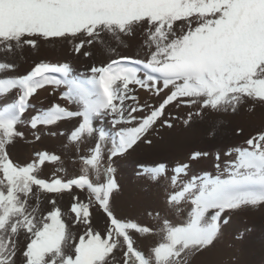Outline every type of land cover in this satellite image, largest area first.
Here are the masks:
<instances>
[{
    "label": "snow or ice",
    "instance_id": "1",
    "mask_svg": "<svg viewBox=\"0 0 264 264\" xmlns=\"http://www.w3.org/2000/svg\"><path fill=\"white\" fill-rule=\"evenodd\" d=\"M41 39L70 41L85 58L99 49L109 59L86 73L75 74L67 62H41L24 75H0V264H188L215 247L233 214L264 206V130L247 147L225 153L235 156L227 178L192 174L193 162L208 156L201 151L172 167L140 166L137 176L165 194L164 209L147 212L156 228L116 214L122 187L113 167L141 141L151 144L146 137L157 124L173 127L178 117L170 106L195 109L184 117L186 127L205 110L264 108V0H0V53L36 48ZM133 45L136 56L118 55L117 48ZM15 68L0 60V74ZM48 86L65 88L60 98L77 108L53 104L25 119L32 98ZM138 90L155 103H142ZM66 120L76 121L68 141L78 152L91 142L79 175L44 178L49 164L55 173L67 172L61 156L48 151L24 164L13 161L10 146L25 140L19 126L30 127L39 141L38 129ZM215 134L210 128L208 135ZM64 198L71 201L67 211L58 204ZM182 209L185 219H168ZM153 236L159 240L147 253L140 250L137 241ZM243 238L244 232L234 237Z\"/></svg>",
    "mask_w": 264,
    "mask_h": 264
},
{
    "label": "rangeland",
    "instance_id": "2",
    "mask_svg": "<svg viewBox=\"0 0 264 264\" xmlns=\"http://www.w3.org/2000/svg\"><path fill=\"white\" fill-rule=\"evenodd\" d=\"M113 46H115L114 42ZM117 53L118 55L126 54L127 56H136V46L133 45L130 48H117ZM108 59L109 56L99 49L94 48L93 56L85 58L82 55H76L73 52V44L70 41L57 42L55 40L41 39L38 40L36 48L23 46L22 48L16 50L15 53L11 56H5L3 53H0V60H6L8 63H13L16 65L14 71L6 72L0 75L20 76L27 74L35 67V65L41 62L60 64L67 61L68 63H71L75 66V74L86 73L88 68L92 65L95 64L98 66L100 64H104V62L107 63ZM75 63L77 64L75 65ZM48 87L49 88L46 87L42 90H38L37 94L32 98L33 103L36 102L40 109H48L51 105H53L51 99L52 97L50 95H44V93H42L45 90L52 89L54 94L61 97L60 92L57 88L51 86ZM137 95L140 97L141 102L143 103V100L145 99L142 98V93L140 92V90L137 91ZM149 102L154 103L151 100ZM36 103H34V105L37 107ZM67 106L69 110L76 109V107H74L71 103H68ZM190 110L195 111V109H189L185 106L170 108L171 116L178 117V119H174L172 121V128H178L177 132L173 133V136H180V133L183 131H186L190 134H193L194 132V134H200V137L202 136L203 138H211L210 142L213 144L212 147L206 149L203 147H201L199 150L197 149V151L207 152L208 156L202 158L198 162H193L192 174L203 175L207 173L215 177L220 173H225L222 178H227L226 171L224 169V148L220 145L216 146V142L220 141L222 145L226 137L232 136V138H237L238 143L241 140L245 142L243 143L241 141V148L247 147L246 140L259 131L264 130V108H261L257 105L255 112L249 113L247 111V106H244L237 114L209 113L207 110H205V115L202 119L193 117V123L186 127L183 124V119ZM30 112L31 111H29L28 117L35 115V113L30 114ZM28 117H26L25 119H28ZM75 124V120H66L64 123L63 121L59 122L50 130L49 128H47V130L46 128H41L45 131L39 133V141L34 140L33 130H31L30 127L26 125H22L23 127L19 126V129L22 130L25 135V140H18L14 146H10L9 151L11 158L14 162L24 164L34 158V153L40 151H48L49 153H54L61 156L63 167L67 170V172L66 174L55 173V168L57 166L49 164L46 165L43 170L44 178L51 179L53 174L65 179L79 175L83 166L80 157L88 155V149L91 146V142H89L88 144L80 145L79 152L77 151L75 144L69 143L68 134L73 129ZM197 125L200 127L197 128ZM61 127H63L64 129ZM212 127H215L216 134L215 136L210 137L208 135V132ZM25 128L26 130H28L25 131ZM165 128L167 127H162L157 124V126L149 132L146 139L151 140V145L141 141L140 143H144L146 145H143V148H141V150L134 155L135 159H115V161L113 162V167L116 168L117 180L122 187V193L117 196L115 201L116 214L124 218L136 220L142 225H147L153 228L158 227V224H156L152 219L148 217L147 212L153 210H163L165 194L162 188L153 187L145 181H142L137 176V171L139 170L140 166L150 167L155 166L159 163H166L169 167H172L178 162L187 161V159H168V155H173L169 154L168 152L169 147L166 145L168 143V134L165 133ZM41 129H38L37 131H40ZM235 129H242V132L240 134H236ZM29 130L31 133H28ZM46 131H55L58 135L53 136ZM60 132H64L65 134L60 135ZM156 138H158V142L156 141ZM159 139L160 141L164 139L162 144H159ZM154 142L156 144H154ZM216 151L217 153L219 152L221 157L219 162H217L215 159ZM211 155L213 156V159ZM217 163H219L220 165L219 169H217L216 167ZM80 196L81 199L85 198L84 194L82 193H80ZM70 203L71 201L68 198H64L58 201L59 206L64 211L68 210ZM44 207L46 214L49 206L45 205ZM240 214H244V217L249 216L250 225L248 224V228L251 226L252 227L245 230V238L242 239L243 243L240 244L239 247L237 245L234 246L235 248L233 249H236L235 255H222V249L221 253L216 252L217 254L210 252L211 254L208 253L206 255L205 251V253L203 252L190 257L188 260V264H264V206H261L257 209H246L244 211H241ZM186 215V209H182L178 213L168 212V219H170L173 223H176L180 220L185 219ZM65 220L67 223H71L67 217H65ZM95 223L96 230L100 231L103 234L105 225L102 215L98 213L96 214ZM72 231L75 235L79 236L80 234H82L83 229L79 225H73ZM158 240L159 236L140 239L137 241V246L140 248V250L147 253L149 247L151 245H154Z\"/></svg>",
    "mask_w": 264,
    "mask_h": 264
},
{
    "label": "bare ground",
    "instance_id": "3",
    "mask_svg": "<svg viewBox=\"0 0 264 264\" xmlns=\"http://www.w3.org/2000/svg\"><path fill=\"white\" fill-rule=\"evenodd\" d=\"M122 56H127L126 54H124V55H122ZM67 61V60H66ZM67 63H68V61H67ZM105 63V62H104ZM71 66H72V68L74 69V72H75V66L73 65V64H71V63H69ZM77 63H75V65H76ZM46 88V87H45ZM47 88H49V87H47ZM58 89V91L60 92V95L66 90L65 88H63V87H60V88H57ZM42 90V89H41ZM140 92L142 93V98L143 99H148L149 101L151 100L152 102H154L155 103V101H156V98H154V97H151L149 94H147V93H145L143 90H140ZM42 93H44V95L45 94H47V95H50L52 98V103L53 104H57V103H59V104H62V106H64V107H66V108H68V106H67V104L68 103H70V102H68V101H66V100H62L61 98H60V96L59 95H56V94H54V92H53V90L52 89H47V90H45L44 92H42ZM43 95V94H42ZM49 96V97H50ZM11 97H9V99H10ZM42 98V97H41ZM43 99H45V98H43ZM49 99V98H48ZM142 99V100H143ZM42 100V99H41ZM40 100V101H41ZM35 101V100H34ZM44 101V100H43ZM144 101V100H143ZM32 104L34 105V103H36V102H34L33 103V99H32ZM40 103V102H39ZM37 104V103H36ZM72 104V103H71ZM39 105H41V104H39ZM74 107H76L77 108V106L76 105H74V104H72ZM49 106V105H48ZM72 106V107H73ZM170 108H172V107H170ZM37 109H40L39 107H38V104H37V107L35 106L32 110H30L31 112H30V114H32V113H35L36 114V110ZM42 109H44V108H42ZM211 115V114H210ZM29 116V112L28 113H26L25 114V118L26 117H28ZM28 118H30V117H28ZM65 121H63V123H64ZM202 122V121H201ZM67 123V122H66ZM200 123V122H199ZM198 124V123H197ZM20 127H23L22 125L20 126ZM64 127V126H63ZM63 127H61V128H63ZM200 126H198L197 125V128H199ZM66 128V127H65ZM41 129V128H40ZM59 129V128H58ZM64 129V128H63ZM20 130V129H19ZM24 130V129H23ZM28 130V129H27ZM26 130V128H25V131H27ZM32 130V129H31ZM46 130H47V128H46ZM50 130V129H49ZM165 130V133L166 134H168V140H167V146L169 147V150H168V152H169V154H171V155H173V156H170V155H168V159H188V157H189V155L192 153V152H194V151H197V149L199 150L201 147H203V148H209V147H212L213 146V144L210 142V139L211 138H203L202 136L200 137V134H194V132H193V134H190V133H188V132H186V131H183V132H181L180 133V136H177V137H174L173 136V133L174 132H177V130H178V128H165L164 129ZM20 131H22V130H20ZM42 131H45V130H43V129H41L40 131H38L39 133H41ZM46 132H48V133H50L49 131H46ZM28 133H31L30 132V130H29V132ZM48 135V134H47ZM58 135V134H57ZM157 139L158 138H156V141H157ZM165 139V138H164ZM164 139L162 140V141H160V139H159V144H162L163 143V141H164ZM235 138H232V136H228V137H226L225 138V140H224V143H225V145H224V143H222V145H221V142L220 141H218V142H216V146H223V148H224V154H223V158L225 159L224 160V169H225V171H226V168H227V165L232 161V160H234V158H235V156L233 155V156H228V155H225V153L226 152H228L229 150H232V149H235V148H237V147H240L241 148V145L242 144H240L241 143V141L243 142V143H245L243 140H241V141H239V143L237 142V138L234 140ZM155 141V142H156ZM154 142V144H156ZM158 142V141H157ZM153 144V145H154ZM143 145H146V144H144V143H139V145L137 146V148L134 150V151H131L130 153H128V154H126L125 156H123V157H118V158H116V159H135L134 158V155L135 154H137L140 150H141V148H143ZM151 145V144H150ZM149 145V146H150ZM214 152V151H213ZM216 153H217V151H216ZM219 153V152H218ZM220 153H222V152H220ZM214 155V154H213ZM212 156V155H211ZM212 159H213V156H212ZM217 173V172H216ZM241 213V212H240ZM240 213H236L235 215H233V217H232V219L230 220V222H229V224L225 227V229H224V235H223V237H222V239L220 240V242H218L216 245H215V247L214 248H212L211 250H208V251H206V255L209 253V254H211L210 252H212V253H216V252H220L221 253V251H222V255L223 254H225L226 256H228V255H235L236 254V249H233V248H235L234 246L235 245H237L238 247L240 246V244H242L243 243V240L242 241H240V240H236V239H234V237L238 234V233H240V232H244V234H245V230L248 228V226L250 225L249 224V222H250V220H249V216L248 217H244V214H240ZM247 216V215H246ZM247 218V219H246ZM252 221V220H251ZM249 224V225H248ZM252 227V226H251ZM251 227H249V228H251ZM248 228V229H249ZM255 230H256V228H255ZM257 233V232H256ZM245 238V237H244ZM241 248V247H240ZM239 248V249H240ZM222 249V250H221ZM205 253V252H204ZM241 253V252H240ZM217 254V253H216ZM200 257V256H199ZM208 257V256H207ZM213 257V256H212ZM197 258V257H196ZM198 262V261H197ZM202 262V261H201ZM195 263V262H194ZM264 263V262H263ZM227 264V263H226ZM261 264V263H260Z\"/></svg>",
    "mask_w": 264,
    "mask_h": 264
}]
</instances>
